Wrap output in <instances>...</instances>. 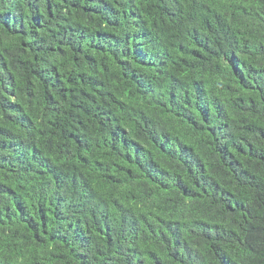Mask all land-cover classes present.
Wrapping results in <instances>:
<instances>
[{"label":"trees","instance_id":"obj_1","mask_svg":"<svg viewBox=\"0 0 264 264\" xmlns=\"http://www.w3.org/2000/svg\"><path fill=\"white\" fill-rule=\"evenodd\" d=\"M0 264H264V0H0Z\"/></svg>","mask_w":264,"mask_h":264}]
</instances>
